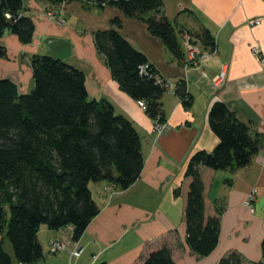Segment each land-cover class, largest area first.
<instances>
[{"label":"crops","instance_id":"crops-1","mask_svg":"<svg viewBox=\"0 0 264 264\" xmlns=\"http://www.w3.org/2000/svg\"><path fill=\"white\" fill-rule=\"evenodd\" d=\"M22 3L24 15L35 23L33 39L23 45L14 35H3L0 45L6 57L0 59V79L12 81L21 94L30 92V57L47 55L50 40L69 41L71 54L64 62L84 74L90 99L107 101L115 113L133 124L143 154L141 175L128 189L117 190L106 182L89 185L99 213L78 242L72 241L70 226L59 230L40 227L37 238L44 255L38 264H135L147 246L173 232L180 242L174 264H218L230 251L249 262H264V149L235 174L199 169L205 214L218 215L220 220L218 243L209 256L191 252L185 243L184 224L190 183L184 175L187 162L195 152H210L218 144L207 121L211 104L222 102L253 133L264 136V0H162L165 17L177 28L192 34L206 29L214 38V57L188 68H184L187 43L182 38L178 36L184 55L180 62L148 33L143 22L126 17L114 7L100 10L85 0H70L50 7L65 20L63 26L56 27L45 19L47 4L39 0ZM114 18L121 21L117 29L121 36L143 53L168 83L162 98L164 129L158 134L136 101L118 87L95 49L92 33L109 28ZM256 19L259 25L249 24ZM254 45L259 47L262 63L251 53ZM222 63L227 67L226 77L214 88L213 80ZM178 81L185 82L192 98L188 108L174 94ZM251 192L249 209L243 203ZM55 243L62 248L49 255ZM75 249L80 251L77 257L72 255ZM5 250L11 255L8 243Z\"/></svg>","mask_w":264,"mask_h":264},{"label":"trees","instance_id":"trees-1","mask_svg":"<svg viewBox=\"0 0 264 264\" xmlns=\"http://www.w3.org/2000/svg\"><path fill=\"white\" fill-rule=\"evenodd\" d=\"M39 1L54 8L70 0ZM85 1L100 10L114 7L143 22L177 61H184L179 37L215 52L214 38L206 29L192 34L173 25L162 11V0ZM109 25L92 33L95 49L121 91L143 102L153 122L163 123L167 81L121 36L119 19ZM6 32L23 45L32 42L35 23L24 15L22 0H0V39ZM4 57L6 51L0 45V59ZM29 65L33 87L26 94L19 93L9 79H0V264H38L44 255L37 238L41 226L49 230L70 226L71 239L78 242L99 213L89 185L106 182L126 190L143 170L141 138L133 124L107 101L89 98L80 70L39 54L30 57ZM174 94L185 108L191 105L184 81L177 82ZM207 121L218 144L210 152H195L184 172L190 178L185 243L199 257L209 256L216 248L220 227L218 215L205 214L199 169L235 174L264 149V136L253 133L222 102L211 104ZM6 243L12 255L5 250ZM179 244L175 232L167 234L147 246L135 264H174ZM262 251L264 256V241ZM218 264L264 262H249L230 251Z\"/></svg>","mask_w":264,"mask_h":264},{"label":"built area","instance_id":"built-area-1","mask_svg":"<svg viewBox=\"0 0 264 264\" xmlns=\"http://www.w3.org/2000/svg\"><path fill=\"white\" fill-rule=\"evenodd\" d=\"M259 20L256 19L254 21H249V24H253V25H259ZM187 59L186 62L188 60L189 64L191 63V65L193 66H197L200 62H204V60L207 59V57L205 55H202L199 53L198 50H196L194 47H191V45L187 44ZM251 53L256 56L261 63L263 62V58L260 57V50L259 47L257 45H254L251 47ZM197 55L201 56V57H197ZM226 64H221V70L219 72V74L215 77V79L213 80V87L217 88L219 87V85L217 83H223L225 77H226V70H225ZM138 107L140 109H142L143 111L145 110V105L143 102L138 101L136 102ZM164 129V124H162V122L159 121H154L153 122V132L158 133L161 132ZM252 195L253 192H251L247 198L244 200V205L246 207H248L249 209H252V205H251V200H252ZM62 248L61 245H59L58 243L53 244V246L51 247L50 251L48 252L49 255L51 254H56L58 251H60ZM73 255L77 256L78 252H74Z\"/></svg>","mask_w":264,"mask_h":264},{"label":"rangeland","instance_id":"rangeland-1","mask_svg":"<svg viewBox=\"0 0 264 264\" xmlns=\"http://www.w3.org/2000/svg\"><path fill=\"white\" fill-rule=\"evenodd\" d=\"M86 5H88L87 3H86ZM86 8H87V6H86ZM59 10V9H58ZM45 11H46V13L44 14V16H45V19H46V21H47V23L48 24H51V25H53V26H56V27H61V26H63L64 25V23H65V20L64 19H62V17L63 16H61V14L57 11V10H51L50 9V7H48V8H45ZM135 19V18H134ZM190 45V44H189ZM191 47H194L196 50H198L199 51V53L201 54V56L202 55H205L206 57H207V59L206 60H204V62H206V61H208V60H210V59H212L213 57H214V55H215V53L213 52H209L208 50L206 51V50H204V48H202L201 46H197L196 44H194V45H191ZM186 49H188V48H186ZM186 55H187V50H186ZM201 56H199V55H197V57H201ZM186 59H187V56H186ZM70 62V61H69ZM222 64H224V63H222ZM199 65V64H198ZM197 65V66H198ZM197 66H193V65H191V63L189 64V62H188V60H187V62L185 61V63H184V68H188V67H197ZM226 68L227 67H225V70H226ZM218 85H219V87L223 84V83H217ZM162 124H164V123H162ZM158 133H160V132H158ZM157 133V134H158ZM110 190V189H109ZM112 190V189H111ZM110 190V191H111ZM109 192V191H108ZM245 206V205H244ZM246 207V206H245ZM7 249V248H6ZM75 251L76 252H78V255L77 256H79V253H80V251H77L76 249H75ZM75 251H73V253L75 252ZM59 252V251H58ZM57 252V253H58ZM73 253H72V255H73ZM11 255H12V251H11ZM74 257H77V256H75V255H73Z\"/></svg>","mask_w":264,"mask_h":264},{"label":"water","instance_id":"water-1","mask_svg":"<svg viewBox=\"0 0 264 264\" xmlns=\"http://www.w3.org/2000/svg\"><path fill=\"white\" fill-rule=\"evenodd\" d=\"M71 54L69 41L50 40L47 42V55L50 57L64 61Z\"/></svg>","mask_w":264,"mask_h":264}]
</instances>
